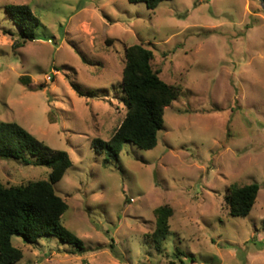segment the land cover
<instances>
[{"label": "rangeland", "instance_id": "374dc122", "mask_svg": "<svg viewBox=\"0 0 264 264\" xmlns=\"http://www.w3.org/2000/svg\"><path fill=\"white\" fill-rule=\"evenodd\" d=\"M9 4L30 5L40 21L23 47L14 46ZM133 44L153 50L154 69L182 92L165 109L157 146L127 142L118 162L93 141L110 140L126 115L121 84ZM0 121L68 152L73 166L55 190L68 204L63 225L85 247L14 235L16 264H264L260 0H164L153 10L129 0H0ZM50 172L0 159L6 185ZM253 182L261 186L253 209L231 216L228 188ZM164 204L174 213L159 252L148 235Z\"/></svg>", "mask_w": 264, "mask_h": 264}, {"label": "trees", "instance_id": "16d2710c", "mask_svg": "<svg viewBox=\"0 0 264 264\" xmlns=\"http://www.w3.org/2000/svg\"><path fill=\"white\" fill-rule=\"evenodd\" d=\"M143 2L148 9H155L164 0H129ZM6 13L20 29V38L14 46L23 47L37 38L39 19L28 4H9ZM5 33H11L5 30ZM110 42V41H109ZM154 52L142 44L125 49V66L122 88L126 95V115L108 141L94 139L98 152H106L110 159L120 161L119 152L127 142L145 150L158 143V132L164 124L165 109L181 95L182 86L167 83L160 71L153 67ZM28 84L29 81H23ZM80 95H84L79 91ZM0 159H13L25 165L35 164L51 169L48 180L29 181L6 185L0 181V264H16L23 258V251L13 242L14 235L37 243L44 236H55L65 243L77 245L85 251L83 242L62 222L68 209L55 184L61 181L73 166L67 151L55 150L43 140L15 121H0ZM109 159L105 160V164ZM260 184L231 185L226 204L231 216H247L253 209L260 191ZM174 209L164 204L155 209L156 226L148 237L159 252L170 234V217Z\"/></svg>", "mask_w": 264, "mask_h": 264}, {"label": "water", "instance_id": "95a60500", "mask_svg": "<svg viewBox=\"0 0 264 264\" xmlns=\"http://www.w3.org/2000/svg\"><path fill=\"white\" fill-rule=\"evenodd\" d=\"M260 1H261V4H262L263 8H264V0H260Z\"/></svg>", "mask_w": 264, "mask_h": 264}]
</instances>
